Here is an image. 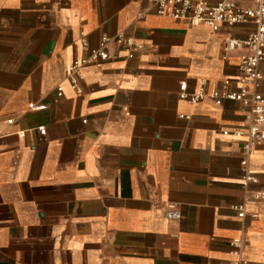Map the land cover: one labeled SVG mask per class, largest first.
<instances>
[{
    "label": "crops",
    "instance_id": "obj_1",
    "mask_svg": "<svg viewBox=\"0 0 264 264\" xmlns=\"http://www.w3.org/2000/svg\"><path fill=\"white\" fill-rule=\"evenodd\" d=\"M252 29L193 25L149 0H0V264H230L233 239L264 264V200L252 197L264 141L242 165L246 108L178 96L181 82L236 89L243 50L225 39ZM119 32L142 47L128 57L110 41L78 92L69 63Z\"/></svg>",
    "mask_w": 264,
    "mask_h": 264
},
{
    "label": "built area",
    "instance_id": "obj_2",
    "mask_svg": "<svg viewBox=\"0 0 264 264\" xmlns=\"http://www.w3.org/2000/svg\"><path fill=\"white\" fill-rule=\"evenodd\" d=\"M63 4H69L71 0H59ZM155 12L159 15H168L175 19H183L188 23L197 25L205 24L212 30H217L221 24L233 26L237 24H252L253 29L243 38L227 37L225 50L241 49L239 57L240 73L236 78L237 87L231 90L230 81L225 79L221 87L206 91L204 81L196 91L188 92L186 83L179 85L178 96L180 99L194 104L209 99L214 105H219L223 100L240 102L247 112V122L243 129L234 131L238 137H243L242 153L244 157L241 164H246V158L255 148L264 141V95L260 91L262 73L259 64L264 61V0H149ZM118 40L125 44L127 56H133L134 49H140L142 45L125 36L122 32L114 36L102 35L96 48L89 55L72 60L67 68V78L73 88L80 92L79 82L82 79L83 67L87 65L101 66L106 58L108 43ZM85 44V41H83ZM57 95L62 96V87L57 86ZM43 104L29 103L31 110L43 109ZM186 117H188L186 115ZM40 133L44 132L38 127ZM24 134V131L21 132ZM252 179L245 176V180ZM252 197L264 200V191H254ZM165 214L169 219L181 217L175 203H165ZM237 216L243 217L242 205H233ZM256 216V215H253ZM233 259L230 264H247L241 256V240L233 239Z\"/></svg>",
    "mask_w": 264,
    "mask_h": 264
}]
</instances>
